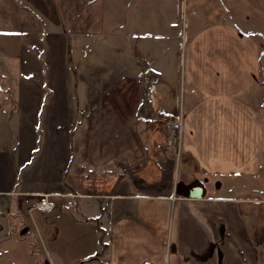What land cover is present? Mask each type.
Listing matches in <instances>:
<instances>
[{"label": "crops", "instance_id": "crops-1", "mask_svg": "<svg viewBox=\"0 0 264 264\" xmlns=\"http://www.w3.org/2000/svg\"><path fill=\"white\" fill-rule=\"evenodd\" d=\"M233 1L0 0V82L15 83L0 89V255L264 264L263 31ZM100 43L113 69L88 84L76 56ZM157 109L181 114L178 154L156 140ZM196 178L203 197L176 195Z\"/></svg>", "mask_w": 264, "mask_h": 264}, {"label": "rangeland", "instance_id": "rangeland-1", "mask_svg": "<svg viewBox=\"0 0 264 264\" xmlns=\"http://www.w3.org/2000/svg\"><path fill=\"white\" fill-rule=\"evenodd\" d=\"M224 6V5H223ZM230 6L236 10L237 12V15L240 16V14L244 15H250V18L251 20H256L257 21V26L260 30L263 31V34L260 35L258 34L257 35V38L259 39L260 41V44L262 45V47L264 48V0H237V1H233V2H230ZM200 15L208 18L209 17V14L211 13V7L208 6L205 7H202L200 8ZM190 14V13H189ZM239 19V17H237ZM107 20L106 23L109 25V18L105 19ZM107 24L105 25V27H107ZM109 30H106V32H103V35L100 36L101 39L104 40V38L106 37V44L109 45L110 44V35H109ZM263 36V37H262ZM29 48V47H28ZM96 50H93L91 49V47H89V49L87 51H85L83 53V55H77L76 56V63H77V70L81 72V69L82 68H79L78 65H84L85 67V70H84V74L78 76L77 78L79 79L80 77H82V80L86 81L88 84L94 79V75H92L93 73H90V70H94V69H98V70H103L104 73H107L108 71H111V69H113L110 65H109V61H110V58H109V55L105 56V52L109 51V50H106V46L104 45V43H100L99 45V49L97 50L98 54H100L99 57H96ZM116 53V52H115ZM25 54H27L25 52ZM103 54V56H102ZM3 57V56H2ZM27 56H23L22 57V61H21V72H22V76H24V82H23V85L25 84V80H27V77L26 75L29 73L30 71V63L28 62V59L26 58ZM103 58V59H102ZM99 59V60H98ZM106 61V62H104ZM86 63H91V64H86ZM102 63H103V66H102ZM143 64V62L141 63ZM87 66V67H86ZM102 73V74H104ZM149 73V72H148ZM109 80V79H108ZM5 81V77L3 78V80H1L0 82V89H2L5 93L6 92H9L12 90L13 86L15 85V83H13L12 81L9 82V81ZM78 84H80L78 82ZM4 95V94H3ZM150 94H148V97H149ZM79 99L77 100L76 99V105L77 106H80V107H84V106H89V99L87 97L84 96L83 99H80V97H78ZM7 98H5L4 100H6ZM12 99H10L11 101ZM9 101V99H8ZM175 102H176V98H171V100L167 103V107H166V112H173L175 108ZM153 104L155 106H157V103H155L153 101ZM154 107V106H153ZM160 112L161 109H157L153 112V116L155 117V121H154V127L156 131H160L161 134H158V136L155 135L156 137V140L159 142V144L161 145H164V146H167L168 147V144H167V141H169L172 133V130L168 131V133L166 132V127L165 125L167 124L166 121V118L164 115H158L156 112ZM162 112V111H161ZM175 114V113H172V115ZM179 116L178 119H175V115H173L174 117H171V120H174L176 122L180 121L182 123V120H181V114L180 112L177 114ZM180 135H181V130H180ZM176 141L175 137H174V142ZM174 147V145H172ZM170 147V146H169ZM173 157V159H175L174 161V166L171 167V171L172 173H169L170 172V165L168 164V177H167V181L168 183H170V181H172V179L176 176L178 177H181V170H184V166H181V164H178V162L180 161V156L177 158V155H174V152L173 154L171 155ZM176 156V158H175ZM179 159V160H178ZM171 164V163H170ZM172 165V164H171ZM178 165L180 166V170L178 172V168L176 169V166L178 167ZM183 168V169H182ZM234 185H236L234 183ZM235 186L232 187V194L234 193V190H235ZM236 192H238V190H236ZM37 240H38V237H37ZM40 240V238H39ZM38 240V241H39ZM41 241V240H40ZM0 243H3V242H0ZM40 244V242H39ZM42 245H37V248L35 249L34 251V257L31 258L29 257L28 255H25L26 257L23 258V255L21 253L17 254V255H14L13 256H9L8 253H1L0 255V262L3 264L5 261L8 263V264H19V262H21L22 260L26 261L27 264H31V261L32 260H36L37 262L41 261V260H44L41 261L40 263L41 264H50V261H51V258L49 256L48 253L45 252V250L41 247ZM44 256H43V255ZM90 262L89 261H86L84 264H89Z\"/></svg>", "mask_w": 264, "mask_h": 264}, {"label": "built area", "instance_id": "built-area-1", "mask_svg": "<svg viewBox=\"0 0 264 264\" xmlns=\"http://www.w3.org/2000/svg\"><path fill=\"white\" fill-rule=\"evenodd\" d=\"M159 116L160 115H164L165 116V118H166V120H164V121H166V125H165V127H166V132L168 133V131L170 130H172V133L171 134H169V135H171V137H170V139H169V141H168V144H170V145H174V147L176 146V153L178 154L179 153V143H180V139H181V135H180V130H181V122L180 121H178V122H176V121H174V120H171V117H174L172 114H164V113H162L161 111L159 112H156ZM174 137H175V139H176V141L174 142ZM74 204V202L71 200V201H69V203H68V206H71V205H73ZM37 207H38V209L40 210V211H42V212H44V213H50V212H52L53 211V209H54V207H55V203L54 202H52V201H50L49 199H48V195L47 194H45L44 196H42L41 198H40V200L38 201V203H37Z\"/></svg>", "mask_w": 264, "mask_h": 264}, {"label": "water", "instance_id": "water-1", "mask_svg": "<svg viewBox=\"0 0 264 264\" xmlns=\"http://www.w3.org/2000/svg\"><path fill=\"white\" fill-rule=\"evenodd\" d=\"M175 193L183 197H203L205 195L204 181L193 179L189 182L179 180L175 184Z\"/></svg>", "mask_w": 264, "mask_h": 264}]
</instances>
